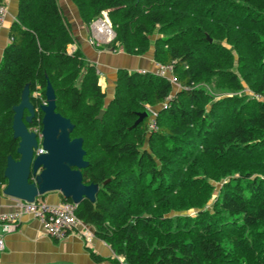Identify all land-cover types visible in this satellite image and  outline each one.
<instances>
[{
	"label": "trees",
	"instance_id": "1",
	"mask_svg": "<svg viewBox=\"0 0 264 264\" xmlns=\"http://www.w3.org/2000/svg\"><path fill=\"white\" fill-rule=\"evenodd\" d=\"M57 1L17 3L0 63V193L7 157L18 158L12 107L28 85L37 109L28 126L39 131L49 82L55 111L74 125L70 138L83 140V182L99 187L75 215L117 258L264 264V0H71L88 27L106 14L114 32L106 48L151 50L179 86L118 70L107 102L96 68L77 48L68 53L73 37ZM244 86L252 99L207 89Z\"/></svg>",
	"mask_w": 264,
	"mask_h": 264
},
{
	"label": "crops",
	"instance_id": "2",
	"mask_svg": "<svg viewBox=\"0 0 264 264\" xmlns=\"http://www.w3.org/2000/svg\"><path fill=\"white\" fill-rule=\"evenodd\" d=\"M7 14L0 26V63L4 49L10 43V30L16 21L18 0H4ZM60 12L70 26L73 43L68 45V53L76 48L99 74L98 84L106 94V102L112 97L118 70L153 72L155 61L152 51L141 56L130 55L120 48H102L92 41L91 29L86 26L71 0L57 1ZM106 20V14H103ZM6 184V183H5ZM5 184L3 188L5 187ZM38 200L48 205L62 202L58 192H49ZM18 199L0 193V214L17 210ZM0 234L2 230L0 227ZM91 254L100 260H94ZM0 264H125L117 258L110 247L98 239L94 229L80 222L63 238L49 237L42 223L31 216H22L16 229L4 234V249L0 251Z\"/></svg>",
	"mask_w": 264,
	"mask_h": 264
},
{
	"label": "water",
	"instance_id": "3",
	"mask_svg": "<svg viewBox=\"0 0 264 264\" xmlns=\"http://www.w3.org/2000/svg\"><path fill=\"white\" fill-rule=\"evenodd\" d=\"M44 94L45 102L38 107L42 114L39 135L28 126L37 111L30 101L28 85L23 88L19 103L12 107L11 129L18 141L15 151L18 158L6 159L3 194L31 203L46 193L58 192L76 206L84 200L94 202L99 187L84 184L81 172L88 166L83 140L70 138L74 125L55 111V94L49 82ZM103 114L101 109L95 118L101 120ZM146 116V112L138 113L132 127ZM38 146L42 153L35 154Z\"/></svg>",
	"mask_w": 264,
	"mask_h": 264
},
{
	"label": "built area",
	"instance_id": "4",
	"mask_svg": "<svg viewBox=\"0 0 264 264\" xmlns=\"http://www.w3.org/2000/svg\"><path fill=\"white\" fill-rule=\"evenodd\" d=\"M6 14L5 2L4 0H0V26L4 23ZM100 27L103 28L104 32L100 31ZM90 29L97 43L101 42L100 38L106 42L112 41L114 38V32L106 20L96 19L90 25ZM141 72L143 73L144 71ZM154 73L167 79L173 86L179 87L170 66L156 64ZM36 95L35 93L34 96ZM150 128H153V124H150ZM34 132L39 135L38 130ZM38 142H40V139ZM39 153H42L40 146L35 150V154ZM76 207L75 204L68 202H61L58 205H48L38 199H35L31 203L19 201L16 211L0 214V227L2 230V234H0V251L4 249V234L14 231L24 215L38 219L49 237L55 239L63 238L80 223L75 215Z\"/></svg>",
	"mask_w": 264,
	"mask_h": 264
},
{
	"label": "rangeland",
	"instance_id": "5",
	"mask_svg": "<svg viewBox=\"0 0 264 264\" xmlns=\"http://www.w3.org/2000/svg\"><path fill=\"white\" fill-rule=\"evenodd\" d=\"M106 22H107V20H106ZM90 34H91V37H92V41H95V42H97L94 38H93V36H92V33L90 32ZM100 41L101 42H99L101 45H99V46H102V48H105V46H110V43H111V41H108V42H106V41H103L102 40V38H100ZM155 68H156V63H155V66H154V71H155ZM153 71V72H154ZM175 87V86H174ZM207 89H208V91L211 93V94H213V96H215V97H219V98H222V97H231V96H233V95H241V94H243V95H245L247 98H249V99H252L253 97H254V95H253V93L251 92V90L248 88V87H246V86H244V88L240 91H236V92H227V91H225V92H223V91H220V92H215V91H211L208 87H207ZM147 110V112H148V114H149V116H150V118L153 120V118H154V116H153V109L152 108H150V107H148V109H146ZM170 215H172V216H174V215H178L177 213H171Z\"/></svg>",
	"mask_w": 264,
	"mask_h": 264
},
{
	"label": "bare ground",
	"instance_id": "6",
	"mask_svg": "<svg viewBox=\"0 0 264 264\" xmlns=\"http://www.w3.org/2000/svg\"><path fill=\"white\" fill-rule=\"evenodd\" d=\"M99 29H100L101 32H104L103 28L100 27Z\"/></svg>",
	"mask_w": 264,
	"mask_h": 264
}]
</instances>
